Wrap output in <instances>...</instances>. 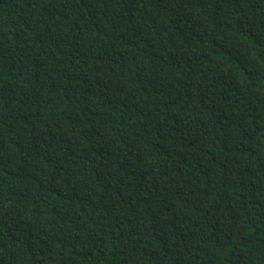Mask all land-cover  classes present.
Listing matches in <instances>:
<instances>
[{
    "label": "trees",
    "instance_id": "obj_1",
    "mask_svg": "<svg viewBox=\"0 0 264 264\" xmlns=\"http://www.w3.org/2000/svg\"><path fill=\"white\" fill-rule=\"evenodd\" d=\"M0 264H264V0H0Z\"/></svg>",
    "mask_w": 264,
    "mask_h": 264
}]
</instances>
